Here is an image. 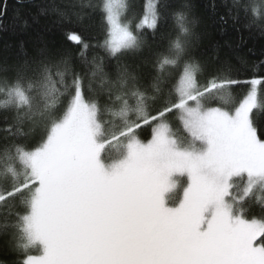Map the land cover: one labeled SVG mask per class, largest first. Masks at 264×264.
<instances>
[{"label": "snow or ice", "instance_id": "obj_1", "mask_svg": "<svg viewBox=\"0 0 264 264\" xmlns=\"http://www.w3.org/2000/svg\"><path fill=\"white\" fill-rule=\"evenodd\" d=\"M78 6L32 18L94 27L91 42L66 33L74 55L41 46L0 62L11 264H264V74L208 67L191 0H147L139 14L133 0ZM225 6L221 24L264 34V0Z\"/></svg>", "mask_w": 264, "mask_h": 264}, {"label": "trees", "instance_id": "obj_2", "mask_svg": "<svg viewBox=\"0 0 264 264\" xmlns=\"http://www.w3.org/2000/svg\"><path fill=\"white\" fill-rule=\"evenodd\" d=\"M133 2L139 14L147 0H133ZM191 2L195 14L202 21L198 29L201 37L197 55L210 69L217 66V60L223 62L227 59L241 68L240 79L247 78L252 71L257 75L264 74V34L256 29L246 28L243 22L234 24L231 19L227 24H221L218 18L227 12L225 0H191ZM3 4L7 7V16L0 22V62L4 60L14 62L24 52L32 55L41 46L47 47L54 55L65 52L74 55L77 49L66 39L68 31H78L84 40L89 42L97 35L94 27L82 28L75 24L58 26L54 23L55 16H41L38 24L33 23L32 18L37 15L41 7L55 4L71 16L73 11H81L78 6L79 0H22L21 3L17 0H3ZM74 5L76 7H73ZM83 11L88 10L83 9ZM17 14L28 20L27 28H23L16 20ZM241 58L245 63L239 62ZM245 87V85L237 87L235 92L237 98L244 94ZM254 118L257 123L264 124V111L255 112ZM2 124L3 121L0 120V125ZM143 136H148L147 130ZM13 259V255L7 251L3 240L0 239V261L11 264Z\"/></svg>", "mask_w": 264, "mask_h": 264}, {"label": "rangeland", "instance_id": "obj_3", "mask_svg": "<svg viewBox=\"0 0 264 264\" xmlns=\"http://www.w3.org/2000/svg\"><path fill=\"white\" fill-rule=\"evenodd\" d=\"M258 243V242H257Z\"/></svg>", "mask_w": 264, "mask_h": 264}]
</instances>
